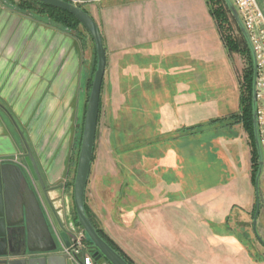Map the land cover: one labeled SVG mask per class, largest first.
<instances>
[{
  "label": "crops",
  "instance_id": "1",
  "mask_svg": "<svg viewBox=\"0 0 264 264\" xmlns=\"http://www.w3.org/2000/svg\"><path fill=\"white\" fill-rule=\"evenodd\" d=\"M94 2L88 11L102 33L107 65L88 213L135 264L228 260L229 253L207 242L203 253L190 251L198 237L193 225H224L234 213L231 189L250 186L241 124L237 134L214 123L207 129L225 133L194 131L240 111L239 79L206 0ZM84 68L69 31L0 0V164L18 166L38 198L45 188L49 203L62 208L74 191ZM138 85L146 89L144 155H113L108 133L116 135L132 113L127 100L140 98ZM117 134L112 144L124 146ZM22 136L41 183L26 164ZM180 242L189 252L178 258Z\"/></svg>",
  "mask_w": 264,
  "mask_h": 264
},
{
  "label": "water",
  "instance_id": "2",
  "mask_svg": "<svg viewBox=\"0 0 264 264\" xmlns=\"http://www.w3.org/2000/svg\"><path fill=\"white\" fill-rule=\"evenodd\" d=\"M34 1V0H33ZM42 4L66 11L73 15L89 33L97 50V69L89 97L87 113L79 151V159L74 182L73 202L77 216L75 224L83 228L86 240L92 244L94 257L97 260L105 259L109 264H129L120 253L110 246L99 234L94 223L86 211V190L90 178L97 128L99 121L100 99L103 80L106 71L107 58L102 33L97 22L86 11L74 3L65 0H35ZM225 3L243 35L250 50L253 69V124L256 147L259 154V170L255 180L256 211L253 219V231L256 238L264 246V240L258 234V219L261 211L260 181L264 172V148L261 142L260 127L258 121L257 83L259 66L257 54L242 18L233 3V0H225ZM23 138V151L26 154V164L34 179L41 183V176L37 169L32 152ZM45 188L43 193L46 194ZM55 209L62 206L53 205ZM41 208V202L28 184L22 170L15 165L0 164V264H69L68 256L56 254L58 239L51 230ZM60 238L67 248L70 247V234L65 228L63 216L59 225ZM35 245H37L35 247ZM30 254H45L42 257L30 256ZM49 254V255H48ZM47 255V256H46Z\"/></svg>",
  "mask_w": 264,
  "mask_h": 264
},
{
  "label": "rangeland",
  "instance_id": "3",
  "mask_svg": "<svg viewBox=\"0 0 264 264\" xmlns=\"http://www.w3.org/2000/svg\"><path fill=\"white\" fill-rule=\"evenodd\" d=\"M23 0H7V2L13 3L20 11L32 15L34 17H38L41 20L49 22L51 25L63 28L64 30L69 31L72 36L76 39L77 43H79L80 48L83 53V62H84V69L86 70V83H87V96H86V103L84 106V112L80 118L79 121V127H78V140H77V153L75 157V163H74V171L76 174L77 171V165H78V158L79 157V151H80V144L82 140L83 129H84V121L86 117L89 97L91 93V84H93L94 76H95V70H96V49L93 39L89 35V33L84 29L83 26H79L75 28L74 30L64 28L63 26L53 24L47 16L43 14H35L30 11H23L19 8V4ZM74 3L77 6H82L87 11L89 10V6L93 3H95V0H69ZM207 2V0H206ZM260 10L263 13L264 16V0H257ZM208 5V2H207ZM209 7V5H208ZM210 11V7H209ZM89 12V11H88ZM90 13V12H89ZM91 15V13H90ZM92 16V15H91ZM95 20V19H94ZM216 22V21H215ZM218 27V23H216ZM219 29V27H218ZM220 35L222 36V40L225 44V39L227 37V34L220 30ZM230 35L233 39H235L237 42L241 39V34L238 31L237 26L235 23H230ZM259 40L261 44L263 45L264 49V33L259 34ZM237 52L229 53L231 61L233 63V67L236 73V76L239 79V85H240V100H241V94L243 89V83H244V76L246 72H249L250 69V60L248 58V55L245 53L243 47L238 48ZM226 50L228 48L226 47ZM263 61H264V50H263ZM262 77L264 79V68L262 71ZM139 87V94L140 98L138 96H135V98H130L127 100L128 106H131L132 113L128 115H124L122 117V123L121 126L116 129V135H113L112 130L109 134V143L107 151L111 152L113 155H119L122 157L126 156H135V157H142L143 149L146 145V98H144V91H146L144 85H138ZM242 88V89H241ZM244 90V89H243ZM101 107V106H100ZM242 117V108L240 104V111L232 115L230 117H227L225 119H219V120H213L206 126H199L196 130V133H202L205 130L207 131L208 127H210L213 123L214 125L211 127L216 128L217 126L222 125L223 128H226L225 131L228 132L230 130L231 134H237L236 131H234V126L241 124L243 127V122L241 121ZM230 127V129L228 128ZM214 128L209 129L208 131H214ZM217 129V128H216ZM244 129V127H243ZM225 131L223 133H225ZM117 132H119V136L122 138L121 145L117 147L116 143L112 144L113 139L116 140V136H118ZM195 133V134H196ZM211 133V132H210ZM221 131H214V136H219V134H223ZM245 139L248 144V166H249V177H250V186L247 185L246 187L238 186L236 188L231 189V195L228 197V202L231 205L232 211L234 213L232 214V217L229 218V220L226 222V224L222 225H193V231L195 234L198 235L197 238H193V246L190 251L195 252L196 250L199 253H203V245L207 242L210 247H213L216 252H224L226 255L229 253V259H221V258H215L213 261H210L209 263L212 264H264V246L261 245L253 231V214L255 210V193H254V175L256 170V161L254 159V150H253V144L250 135L246 132L244 129ZM216 138V137H215ZM102 141L99 137L98 145H101ZM117 150V152H116ZM110 154V153H109ZM77 159V161H76ZM95 160V157H94ZM218 167L214 166V171ZM218 181H215L216 183ZM254 195H253V194ZM253 195V196H252ZM260 197H261V211L259 215L258 221V234L261 236V238L264 240V172L260 181ZM252 200V205L249 206L250 201ZM68 204L73 217L75 219L74 214V202H73V191H72V198L70 201H66ZM200 208V216H203V210ZM247 210V211H246ZM95 225H97L100 228V225L96 222ZM101 229V228H100ZM103 230V229H102ZM104 231V230H103ZM105 232V231H104ZM197 232V233H196ZM106 234V232H105ZM107 235V234H106ZM109 237V235H107ZM208 236V238H207ZM110 238V237H109ZM195 239V241H194ZM198 239V240H197ZM111 240V238H110ZM186 240V239H185ZM184 242V240H183ZM60 246V245H59ZM208 246V245H207ZM209 248V247H208ZM210 250V248L208 249ZM223 250V251H222ZM178 258L182 254H187L189 252L187 246L185 243H181L178 247ZM211 252V251H209Z\"/></svg>",
  "mask_w": 264,
  "mask_h": 264
},
{
  "label": "built area",
  "instance_id": "4",
  "mask_svg": "<svg viewBox=\"0 0 264 264\" xmlns=\"http://www.w3.org/2000/svg\"><path fill=\"white\" fill-rule=\"evenodd\" d=\"M242 21L248 30L256 54L258 58L259 77L257 83V103H258V121L260 127L261 142L264 148V79L262 77V71L264 68L263 61V45L259 40V34L264 33V16L259 8L257 0H233ZM40 193V192H39ZM39 200L44 207L47 217L49 219L50 228L55 232L58 237V242L62 246L61 254L68 256L70 264H109L105 259L97 260L94 257V252L91 251L90 245L86 240V234L82 227L74 225L71 228V224H75L74 217L68 206L64 208L55 209L45 194L40 193ZM65 222V228L70 234V247L67 248L60 238L59 225L61 218Z\"/></svg>",
  "mask_w": 264,
  "mask_h": 264
},
{
  "label": "trees",
  "instance_id": "5",
  "mask_svg": "<svg viewBox=\"0 0 264 264\" xmlns=\"http://www.w3.org/2000/svg\"><path fill=\"white\" fill-rule=\"evenodd\" d=\"M69 3H72L69 0H65ZM208 5L210 7V14L211 16L214 18V20L216 21V23H218V27L220 30H223L226 34L227 37L225 39V44L226 47L228 48V51L230 53H234L237 52V47H243L245 53L248 55L249 58V62H250V69L249 72L245 73L244 76V83H243V89H242V94H241V100H240V104H241V108H242V117H241V121L243 122V127L246 130V132L250 135L251 140H252V144H253V150H254V159L256 161V170H255V175H254V179H253V183H254V187H255V180L257 177V173L259 170V154L257 151V147H256V141H255V133H254V124H253V80H254V69H253V62H252V57H251V53L250 50L248 49L249 47L247 46V43L243 37V35L241 34L240 29L238 28L237 24L235 23V20L233 19L226 3L225 0H207ZM81 9H83L84 11H86L88 14H90L86 9H84L82 6H79ZM19 8L23 11H30L32 13L35 14H43L45 16L48 17V19L56 25H60L63 26L64 28L67 29H71L74 30L75 28L82 26L81 23L70 13L57 9V8H53L51 6L42 4L38 1H33V0H23L21 1V3L19 4ZM230 23H235V25L238 28V31L240 32V36L241 39L239 40V42H237L235 39L232 38V36L230 35ZM85 29V28H84ZM96 49V48H95ZM96 56H97V50H96ZM96 69H97V61H96ZM96 72V70H95ZM93 84H91L92 87ZM101 106V104H100ZM99 114H100V110H99ZM194 130V129H191ZM82 141V140H81ZM81 147V144H80ZM94 160V158H93ZM256 207V205H255ZM254 207V208H255ZM87 214L90 217V219L92 220V222L95 225V222L93 221V219L91 218V215L88 213V210L86 208ZM255 211L256 208L254 210V214L253 217L255 215ZM74 214H75V221H77V216H76V212L74 209ZM95 227L97 228L100 236L110 245L112 246L118 253H120L122 255V257H124V259L129 263V264H135L134 261L132 259H130L125 253H123V251L120 249V247L113 241L110 240V238L105 234V232L100 229L97 225H95ZM90 245V249L91 251L93 250L92 244L89 243Z\"/></svg>",
  "mask_w": 264,
  "mask_h": 264
},
{
  "label": "flooded vegetation",
  "instance_id": "6",
  "mask_svg": "<svg viewBox=\"0 0 264 264\" xmlns=\"http://www.w3.org/2000/svg\"><path fill=\"white\" fill-rule=\"evenodd\" d=\"M254 190H255V187H254ZM255 205H256V199H255ZM41 208H42V211H43V213H44V215L43 216H45V218H46V220H47V222H48V224H49V219H48V217H47V214H46V211H45V209H44V207L41 205ZM253 219H254V217H253ZM74 221H75V219H74ZM226 224V223H225ZM50 226V225H49ZM254 235H255V233H254ZM256 237V236H255ZM257 239V238H256ZM257 241L259 242V240L257 239ZM260 243V242H259ZM261 244V243H260ZM262 245V244H261ZM37 245H35V247H36ZM58 253H60L61 254V251H59V252H56V254H58ZM45 255V254H44ZM43 254L41 255V254H34V255H32V254H30V256H35V257H42V256H44ZM49 255V254H48ZM47 256V255H46Z\"/></svg>",
  "mask_w": 264,
  "mask_h": 264
}]
</instances>
